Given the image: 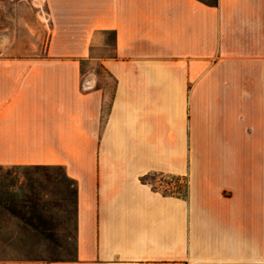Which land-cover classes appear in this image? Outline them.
Instances as JSON below:
<instances>
[{"label": "crops", "instance_id": "1", "mask_svg": "<svg viewBox=\"0 0 264 264\" xmlns=\"http://www.w3.org/2000/svg\"><path fill=\"white\" fill-rule=\"evenodd\" d=\"M46 2L0 56V264H264V0Z\"/></svg>", "mask_w": 264, "mask_h": 264}, {"label": "rangeland", "instance_id": "2", "mask_svg": "<svg viewBox=\"0 0 264 264\" xmlns=\"http://www.w3.org/2000/svg\"><path fill=\"white\" fill-rule=\"evenodd\" d=\"M48 11L46 0H0V56L44 55L48 51L52 28ZM166 181L169 179H155L158 185L168 188ZM37 255L60 258L64 253L54 250Z\"/></svg>", "mask_w": 264, "mask_h": 264}, {"label": "trees", "instance_id": "3", "mask_svg": "<svg viewBox=\"0 0 264 264\" xmlns=\"http://www.w3.org/2000/svg\"><path fill=\"white\" fill-rule=\"evenodd\" d=\"M185 189H186V186L184 185L183 186V191H184L183 193H185ZM40 238H42L43 240H46V238L44 236H42L41 234H40Z\"/></svg>", "mask_w": 264, "mask_h": 264}]
</instances>
